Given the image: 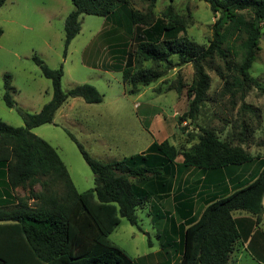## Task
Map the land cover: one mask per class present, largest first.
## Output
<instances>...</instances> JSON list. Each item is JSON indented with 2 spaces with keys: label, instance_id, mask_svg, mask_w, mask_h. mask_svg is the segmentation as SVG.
Here are the masks:
<instances>
[{
  "label": "trees",
  "instance_id": "16d2710c",
  "mask_svg": "<svg viewBox=\"0 0 264 264\" xmlns=\"http://www.w3.org/2000/svg\"><path fill=\"white\" fill-rule=\"evenodd\" d=\"M70 1L75 9L65 22L67 45L80 33V16L84 14L111 19L118 32L135 36L134 50L122 70L124 84L135 90L132 94L138 93L139 86H149L165 75L162 70L143 66V62L168 67L192 64L194 76L187 88L191 102L180 123L197 120L211 85L205 63L216 57L225 60L234 72L226 78L218 71L225 80V93L234 96L256 88L264 96V87L250 73L260 51L264 0H203L220 15L207 46L176 36L183 20L171 5L163 18H155L152 9L157 0H140L149 4L147 12L131 8L128 0ZM5 2L0 0V8ZM136 27L143 30L135 31ZM2 35L0 27V38ZM34 61L52 81L53 97L37 114L19 110L23 127L0 119V264H138L109 239L118 221L116 215L139 227L138 209L172 189L173 181L179 183L174 197L177 216L157 210L152 221L161 224L164 220L161 236L176 254L174 264H233L231 256L242 239L234 213L248 212L257 226L264 222V162L251 181L210 199L193 220L185 213L189 190L181 188L184 174L192 169L216 172L253 162L254 157L243 147L204 129L198 143L182 153L168 140L155 141L142 154L104 163L69 133L95 178V187L80 193L56 149L32 130L52 123L70 98L95 104L103 101V95L90 84L64 91L63 69L52 70L38 57ZM5 78L4 101L14 108L10 76ZM182 87L179 82L178 93ZM179 156L181 163L177 162ZM36 186H40L39 192ZM18 188H29L31 196L17 197ZM29 200L36 204L30 205Z\"/></svg>",
  "mask_w": 264,
  "mask_h": 264
},
{
  "label": "rangeland",
  "instance_id": "374dc122",
  "mask_svg": "<svg viewBox=\"0 0 264 264\" xmlns=\"http://www.w3.org/2000/svg\"><path fill=\"white\" fill-rule=\"evenodd\" d=\"M128 1L131 8L148 11V3ZM170 5L183 20L176 36L209 45L213 26L220 15L213 13L203 0H157L152 9L154 17L163 18ZM74 9L70 0H6L0 8V27L3 29L0 38V119L10 126L23 127L25 122L19 110L37 114L52 99V81L43 76L35 57L52 70L63 69L61 85L64 91L82 84L94 86L103 95L101 103L90 104L82 98H70L57 111L52 123L32 130L56 149L78 192L94 188L95 178L69 133L92 157L110 163L142 154L153 142L164 139L182 153L198 143L204 129H210L220 140L240 145L254 157L255 160L246 166L251 174L263 165L264 96L256 88L237 92L234 96L225 93V80L218 71L226 78L234 74L225 60L216 57L205 63L211 78L207 101L197 120L180 123V117L188 112L191 102L187 88L194 76L192 64L168 67L143 62V66L162 70L165 75L149 86H139L138 93L132 94L135 90L124 84L122 70L128 54L134 50L135 36L131 38L118 32L110 23L111 19L84 14L80 16V33L67 45L65 22ZM140 30L143 27L135 28V31ZM262 34L260 51L250 73L264 87V22ZM172 58L177 61V57ZM6 75L10 76L14 108L7 107L4 101ZM179 82L183 86L181 93L176 90ZM200 172L193 170L185 186L192 188L191 179H198ZM247 174L248 171L243 176ZM229 185L225 186L228 188ZM217 186L216 189L221 188L219 183ZM35 190L39 192L40 186ZM15 195L31 196L29 188H18ZM35 202L29 200L30 205ZM157 210L163 211L155 199L138 209L139 227L116 215V227L109 234L110 241L138 264H174L177 261L175 252L161 236L164 220L161 224L152 221ZM164 214L170 213L164 211ZM234 216L242 239L235 246L232 263L264 264V222L257 226L255 217L246 211H237ZM248 239L253 240L251 246Z\"/></svg>",
  "mask_w": 264,
  "mask_h": 264
},
{
  "label": "crops",
  "instance_id": "0c3cea01",
  "mask_svg": "<svg viewBox=\"0 0 264 264\" xmlns=\"http://www.w3.org/2000/svg\"><path fill=\"white\" fill-rule=\"evenodd\" d=\"M182 161L183 159H177V162L179 163H181ZM247 165L249 164L243 166L229 167L223 170H218L216 172H207V173H203V175L202 172H200L201 176L198 179L196 180L191 179L190 185H192V188H188L187 186H185L187 185L186 182L188 181V177L190 173L194 169L188 170L183 176L184 182L182 183L184 184L182 186L183 191L184 188L187 191L189 189V192L187 193L189 202H187V205H185L186 207L185 213L187 214V219H193V220L198 219L201 211L206 207L208 201L213 197L214 198L221 197L227 193H231L235 188L251 181L253 177L260 171V168L254 170L253 173L251 174V171H249L248 168H246ZM247 171L248 174L243 176ZM248 175L249 177H247ZM223 178H225V181H223ZM221 181H222V184L220 186L221 188L216 189L218 188L217 184ZM196 183L199 185H196ZM226 184L227 185L230 184L231 186L229 185V187L227 188L225 186ZM178 188H179V183L175 184V181H173L172 189L170 190L167 189L166 193H162L160 194L159 197L154 198L156 201L158 200V205L160 208H162L163 210L162 212L163 213L164 211L169 212L170 213L169 216L171 217L177 216L176 207L178 204L175 202L174 196L177 193L176 191ZM164 194L172 195V196L171 198L170 197L165 198ZM177 221L178 224L181 223L180 219H178ZM247 243L251 246L253 240L251 241L250 239H248Z\"/></svg>",
  "mask_w": 264,
  "mask_h": 264
}]
</instances>
